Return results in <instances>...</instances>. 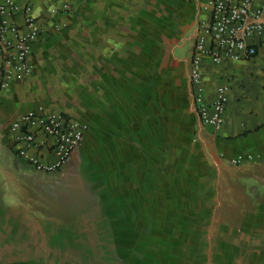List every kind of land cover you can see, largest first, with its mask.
I'll use <instances>...</instances> for the list:
<instances>
[{
  "label": "crops",
  "instance_id": "1",
  "mask_svg": "<svg viewBox=\"0 0 264 264\" xmlns=\"http://www.w3.org/2000/svg\"><path fill=\"white\" fill-rule=\"evenodd\" d=\"M13 1L32 5L42 34L28 56L30 73L0 88V149L16 152L9 125L29 111L55 110L84 123L71 160L87 192L100 197L102 218L68 221L62 235L52 218L23 222L3 207L0 229L20 238V251L5 248L0 232V264H89L88 253L66 255L63 246L42 255V238L73 245L88 239L87 229L107 225L147 236L172 223L169 212L214 228L208 238L221 228L228 243L242 245L243 260L264 264V46L246 60L202 61L207 103L219 85L229 87L224 123L213 131L200 125L188 81L196 33L211 16L205 0ZM259 8L264 22V0L252 9ZM239 156L252 160L231 165ZM247 181L259 193L256 204H249ZM108 203L113 216L104 214ZM115 231V243L133 242Z\"/></svg>",
  "mask_w": 264,
  "mask_h": 264
},
{
  "label": "rangeland",
  "instance_id": "2",
  "mask_svg": "<svg viewBox=\"0 0 264 264\" xmlns=\"http://www.w3.org/2000/svg\"><path fill=\"white\" fill-rule=\"evenodd\" d=\"M71 159L59 171L44 173L35 170L16 152L0 149V207H2L0 215H3V207H7L12 211L13 219L20 216L23 222H47V218H52L57 224L62 225L59 229L62 235L69 230L66 227L68 221L75 219L88 221L93 216L101 219V199L87 192L86 184L82 183L79 173L77 176V169ZM95 182L98 184L97 181ZM254 186L251 181L243 184L250 205L256 204L259 199V193L254 192ZM91 187L96 186L91 185ZM240 208L238 203L237 209ZM104 214L113 216L111 204L105 206ZM169 214L170 220L173 218L172 223L168 227L151 229V235L147 232L146 236L145 229L136 228L134 233L136 236L133 238L132 229L127 227L115 229L113 225H107L97 229H87L85 235L88 239L73 245L72 243L48 244L42 238L40 251L42 255L59 253L63 246L66 255L75 254L80 257L83 252L88 253L89 264H248L243 260L245 252L242 245L228 243L231 237L226 231L218 228L216 236L208 238L209 234H214V228L203 227V223L199 227H193L191 221L183 220L176 212ZM233 215L236 219L241 212L236 211ZM74 225L76 227V224ZM72 229V232L75 230L86 232L85 227ZM115 230H121L124 236L131 237L125 239H131L133 242L121 243L120 238L117 237L115 243ZM0 232L5 248L10 251H20V238L17 241V237L8 235L4 229H0ZM95 232L99 239L96 238ZM5 237L8 238L7 241ZM98 256H102L103 260H95ZM43 262L45 264L49 259ZM76 263L80 264L79 261Z\"/></svg>",
  "mask_w": 264,
  "mask_h": 264
},
{
  "label": "built area",
  "instance_id": "3",
  "mask_svg": "<svg viewBox=\"0 0 264 264\" xmlns=\"http://www.w3.org/2000/svg\"><path fill=\"white\" fill-rule=\"evenodd\" d=\"M262 0H205L210 19L199 25L188 70L189 95L202 127L213 131L224 123L229 87L215 89L210 103L204 98L202 61L212 64L239 61L257 55L264 46L262 9L253 5ZM66 8V6L64 7ZM56 10H51V19ZM42 34L39 19L31 4L19 5L13 0L0 1V88L6 89L14 79L30 73L28 56L32 45ZM87 126L79 120L55 110H34L21 114L9 125L16 153L38 172L59 171L81 148ZM251 156L230 160L238 166Z\"/></svg>",
  "mask_w": 264,
  "mask_h": 264
}]
</instances>
